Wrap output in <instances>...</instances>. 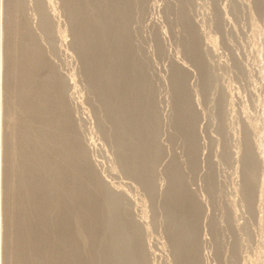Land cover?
Here are the masks:
<instances>
[{"label":"rangeland","instance_id":"1","mask_svg":"<svg viewBox=\"0 0 264 264\" xmlns=\"http://www.w3.org/2000/svg\"><path fill=\"white\" fill-rule=\"evenodd\" d=\"M0 23V143L46 184L3 164L1 264H264V0H2ZM66 154L82 179L50 176Z\"/></svg>","mask_w":264,"mask_h":264},{"label":"bare ground","instance_id":"2","mask_svg":"<svg viewBox=\"0 0 264 264\" xmlns=\"http://www.w3.org/2000/svg\"><path fill=\"white\" fill-rule=\"evenodd\" d=\"M0 1H2V0H0ZM10 4V3H9ZM11 5V4H10ZM14 5V4H13ZM14 7V6H13ZM6 8V7H5ZM8 9V8H7ZM18 9V8H17ZM2 10H3V8H2ZM16 10V9H15ZM17 11V10H16ZM17 13V12H16ZM3 14V13H2ZM118 14V13H117ZM17 15V14H16ZM12 16V15H11ZM9 18H10V16H9ZM6 19V18H5ZM8 19H6V21H5V23H3V24H5V25H7L8 24V21H7ZM10 20V19H9ZM13 20V19H12ZM11 20V21H12ZM16 21H17V19H16ZM19 21V20H18ZM13 22V21H12ZM16 23H18V22H16ZM1 24V23H0ZM19 25H20V22H19ZM23 25V24H22ZM2 26V25H1ZM4 26V25H3ZM2 26V27H3ZM17 26V25H16ZM7 28V27H6ZM12 28V27H11ZM17 28V27H16ZM2 30H3V28H2ZM23 30H24V28H23ZM23 30L22 29H20L19 28V31H22L23 32ZM11 32V31H10ZM13 32V31H12ZM11 32V33H12ZM22 32H19L20 34H22ZM14 33V32H13ZM15 34V33H14ZM19 34V35H20ZM24 34V33H23ZM26 34V33H25ZM24 34V35H25ZM25 38V37H24ZM27 39V38H26ZM26 39H24V42H26ZM17 41V40H16ZM28 42V41H27ZM23 44H25V43H23ZM35 44V43H34ZM2 45V44H1ZM6 45V44H5ZM30 45V44H29ZM26 46V45H25ZM21 49H22V47H21ZM20 49V50H21ZM35 51V50H34ZM38 52L36 51V54L34 53V55H32V57L30 56L29 58H31L32 59V61H33V63L35 62V67H33V68H35V70H33V72H34V76L35 77H37L36 76V73H38V69H37V67H39V68H41V64L44 62L43 61V58H41V56L42 55H38L37 54ZM4 60V59H3ZM15 60V59H14ZM1 61V60H0ZM31 61V60H30ZM3 65H2V63L0 64V69H3V67H2ZM38 70V71H37ZM21 71V70H20ZM41 71H42V69H41ZM36 72V73H35ZM40 72V71H39ZM15 74V73H14ZM32 76V75H31ZM49 77V76H48ZM50 77H52V76H50ZM35 81H37L38 79H34ZM58 82V81H57ZM56 82V83H57ZM40 84H42V90H41V92H40V95H41V98L45 101V99L47 98V99H51L50 97H52V98H55L54 96H55V93H56V91L54 92L53 90H56V84L54 83V81H52V80H49V82H48V84L46 85L45 84V82H39ZM39 95V94H38ZM54 95V96H53ZM56 95H57V93H56ZM46 109V108H45ZM48 109V108H47ZM60 118H61V116H60ZM14 120V119H13ZM57 124H60V123H57ZM56 123H54V125H55V127H53L54 129H56L57 127H59L58 125H57ZM63 124V123H62ZM51 125V124H50ZM53 125V126H54ZM66 126V125H65ZM184 126V125H183ZM52 127V126H51ZM56 131H58V129L56 130ZM189 136V135H188ZM36 138L37 139H42L44 142H48V144H49V148H50V145L51 144H53V143H55V140H56V142L57 141H59L60 140V143L62 142V144H65V142L63 141L64 140V138H60V137H58V136H56V135H54V137H51L50 136V138H49V136H47V137H45L44 136V132L43 133H37V136H36ZM190 138V137H189ZM191 141V140H190ZM55 147V146H54ZM25 148V149H24ZM30 149V147H29V144H28V142H27V140H25V141H22V143H21V154L20 155H18L17 156V159L19 160V162H18V160L17 161H15V163H13V162H11V158L9 159V158H7V157H9V155H7V153L5 154V150L3 149V144H1L0 143V197L2 198V196H1V194H2V191H3V187H2V173H3V164L4 165H6V163H7V165H6V167H4V171H5V168H6V170H7V168L10 170V169H12V170H15L16 171V173L18 172V174H19V176L20 177H18L19 179H20V181H26V183H30V185L29 184H27V185H24V186H26V189L28 190L29 188H32V190H33V192H35L36 194H40V192H42V190L44 189L45 190V187L44 186H46V184H44L43 182V180L40 178L39 179V177L42 175L43 176V173L39 176V171L37 170V169H31V170H29V163L31 162V157L28 155L29 154V152L28 151H26V150H29ZM18 150V149H17ZM75 152V151H74ZM203 152V151H202ZM70 153H72V152H70ZM5 155H6V158L7 159H5ZM11 155V154H10ZM32 156V155H31ZM72 156L73 155H71V154H66L65 156H64V158H65V161H66V165L64 166V167H61V166H56L55 168H57L58 169V174L57 175H55V172L51 169V172H49L50 173V176L52 177L53 176V178H54V176H56L54 179L55 180H57V178L58 179H60V178H63V179H68V178H72V180L73 179H82L83 177H84V175H86V173H87V169H86V171H85V167H82V166H78L77 167V165H75L73 162H72ZM42 157H43V155H42ZM82 158V157H81ZM41 159H40V157L39 156H37V161H40ZM34 161V160H33ZM36 161V160H35ZM16 162H18V163H20L19 165H21V167L19 166V165H17L18 163H16ZM12 164H13V166H14V164H15V168L12 166ZM86 164V163H85ZM84 164V166H86ZM54 165V164H53ZM20 167V168H19ZM59 168H61V170L59 169ZM66 168V169H65ZM19 169H21V172H19L20 170ZM8 170V171H9ZM40 170V169H39ZM7 172V171H6ZM63 175V177H61V176H59V175ZM34 175L36 176V178L34 177ZM47 175V174H46ZM90 176V175H89ZM87 177V176H86ZM36 179L35 181L33 180V179ZM53 179V180H54ZM32 181H34V183L32 182ZM52 181V180H51ZM2 184V185H1ZM54 187V186H53ZM71 190V189H70ZM98 190V189H97ZM44 192V191H43ZM42 192V193H43ZM259 193V192H258ZM2 202H3V200L2 199H0V205H2ZM15 202V201H14ZM13 203V202H12ZM2 208V207H1ZM206 209V208H205ZM73 210V209H72ZM4 213H6L7 215H8V213L7 212H1L0 213V221L2 222L3 221V217L5 218V216H6V214H4ZM95 213V212H94ZM206 213V212H205ZM75 217H77V216H75ZM6 218H8V217H6ZM70 218V217H69ZM69 218H68V221L67 220H65V222H68V223H71V221H73V219L71 220H69ZM27 218H22V221L21 222H14V224L15 225H18V227H22V228H24L26 225H27V223H26V220ZM6 220V219H5ZM15 221H17L16 219H15ZM76 220H74V222H75ZM118 221V220H117ZM76 224H77V221H76ZM75 224V225H76ZM74 225V226H75ZM54 226V225H53ZM94 226V225H93ZM109 226V225H108ZM122 227V226H121ZM203 227V226H202ZM111 229V228H110ZM70 231L68 232V234H67V238H69V240H71V242H73V239L74 240H76L77 239V237L79 238V239H85V237L83 236L84 234L83 233H85V231L86 230H88V229H86V228H77L76 226L74 227V228H70L69 229ZM119 230H117V232H118ZM189 240H190V242H192V237H190V238H188ZM86 240V239H85ZM27 241H29V240H27ZM88 241V242H87ZM176 241H178L177 242V244L179 243V244H181L179 241H180V239H178V240H176ZM85 242H87V245H89V240H86ZM90 242H91V240H90ZM123 241H117L116 242V246L117 247H119L120 249H122L121 247H125V246H123L124 245V242L122 243ZM27 243V242H26ZM176 243V242H175ZM38 244L39 243H31V244H29L28 243V245L27 244H25L26 246H28V247H30V246H32V248H34V250L35 251H38V250H40L39 249V247L40 246H38ZM1 246V245H0ZM177 246V245H176ZM188 246H190V244H188ZM179 247V246H178ZM41 248V247H40ZM71 250L70 251H74V252H76V250H77V245L75 244H72L71 245ZM18 249L19 248H17V249H15V252H18ZM180 249V248H179ZM3 249H1L0 248V256L1 255H3L2 254V251ZM49 252V251H48ZM192 253V252H191ZM15 255H17L16 253H15ZM44 255V254H43ZM46 255V254H45ZM189 255H191V254H189ZM10 256V255H9ZM8 256V257H9ZM49 258V257H48ZM54 258V257H53ZM12 259V258H11ZM18 259V261H21L19 258H17ZM49 260V259H48ZM58 260V259H57ZM54 261V260H53ZM73 261V260H72ZM0 262H2V259L0 260ZM14 262V261H13ZM33 262V264H38L39 262H40V259L39 258H36L35 260H33L32 261ZM46 262H48L47 260H46ZM192 262H194V261H192ZM19 263H21V262H19ZM125 263V262H124ZM1 264V263H0ZM21 264H23V262L21 263ZM49 264H52V262H49ZM55 264V263H54ZM70 264H72V263H70ZM77 264V263H76ZM121 264V263H120Z\"/></svg>","mask_w":264,"mask_h":264}]
</instances>
